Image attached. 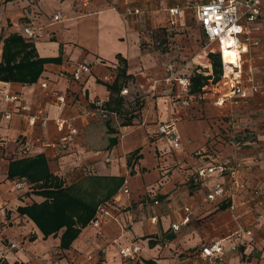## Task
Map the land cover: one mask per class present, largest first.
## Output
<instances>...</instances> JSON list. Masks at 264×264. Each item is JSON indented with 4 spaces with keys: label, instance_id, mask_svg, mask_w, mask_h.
Segmentation results:
<instances>
[{
    "label": "crops",
    "instance_id": "obj_1",
    "mask_svg": "<svg viewBox=\"0 0 264 264\" xmlns=\"http://www.w3.org/2000/svg\"><path fill=\"white\" fill-rule=\"evenodd\" d=\"M208 1L0 0V62L3 40L17 34L27 41V26L38 57L57 59L32 84L0 81V111L11 112L0 119V264H264V94L230 99L220 79L190 91L195 75L211 76L213 52L203 50L201 27H187L185 14ZM56 12L60 21L52 19ZM251 37L260 44L243 55L246 88L249 64L256 80L264 73V18ZM117 56L131 77L119 93L110 89ZM80 63L90 72L74 79ZM182 77L189 87L179 85ZM5 95H18L30 112H17L19 103ZM27 114L46 122L29 126ZM160 124L175 127L179 150L157 133ZM37 156L63 187L111 181L110 198L67 249L61 233L43 239L16 212L44 198L24 179L9 180V164ZM211 166L227 170L197 177ZM216 184L225 192L208 201ZM214 243L222 254L203 258L201 248ZM125 249L136 251L123 257Z\"/></svg>",
    "mask_w": 264,
    "mask_h": 264
},
{
    "label": "trees",
    "instance_id": "obj_2",
    "mask_svg": "<svg viewBox=\"0 0 264 264\" xmlns=\"http://www.w3.org/2000/svg\"><path fill=\"white\" fill-rule=\"evenodd\" d=\"M208 58L212 74L209 77L195 75L191 78V92L197 90L194 88L195 84L202 87L209 79L215 83L220 79L222 68L219 56L209 53ZM56 60L39 58L31 43L24 41L20 35L11 34L3 40L0 81L32 84L39 78L43 65ZM117 60L115 79L110 89L111 92L119 93L131 77L126 74V61L120 56H117ZM7 178L24 179L35 186V194L43 197L44 201L18 207L16 212L19 216L27 217L43 235V239L56 237L61 233L62 249L69 248L80 229L93 218L98 205L111 196V181L102 184L99 178L63 187L62 183L49 173L42 156L12 161L8 167ZM120 184L121 181L114 187L117 188Z\"/></svg>",
    "mask_w": 264,
    "mask_h": 264
},
{
    "label": "built area",
    "instance_id": "obj_3",
    "mask_svg": "<svg viewBox=\"0 0 264 264\" xmlns=\"http://www.w3.org/2000/svg\"><path fill=\"white\" fill-rule=\"evenodd\" d=\"M264 0H209L207 3L202 4L196 8L195 15L196 19L202 29V32L208 42L216 43L217 54L221 61L222 74L221 81L225 85L230 93L228 98L233 99L238 97L239 99H245L248 96L247 92L252 94H264V78L262 82L255 83L252 80V74L246 75V79L250 83L249 90H247L241 84L242 80V66H243V55L247 54L248 48L250 46H258V40L251 37L252 25L255 24L257 19L261 14L262 5ZM176 10H170L171 15L176 14ZM134 14H138V10L133 11ZM52 19L54 21H60L62 19V14L56 12L53 14ZM23 35L27 41L34 40L37 36L35 31L27 26L23 29ZM228 42H231L228 44ZM236 49L237 57L235 59L236 63L228 64L224 60V49L228 48ZM250 65V64H249ZM90 72V66L84 63L77 64L75 66V71L73 73V78L78 79L81 74H87ZM179 85L187 88L190 85L188 77H182L177 79ZM45 87V84H42ZM123 94L126 90L122 91ZM5 102H18L16 107L17 112H30V106L25 103L19 102L18 95H5ZM218 105L223 104V100L217 101ZM103 105V101L99 100L96 102L97 108ZM11 118V112L0 111V119L9 120ZM39 120L43 125L46 120L42 117L36 115L27 114V124L29 126H34L36 121ZM64 122L58 121L57 128L59 131L63 129ZM77 133V130L72 128L68 130V140L72 138ZM157 133L163 137L172 150H179L181 148L180 137L177 130L172 124H160L157 127ZM214 170H218L220 173H224L227 170L224 166H211L209 168L201 169L197 172V177L202 178L206 174H211ZM225 192L224 187L221 184H216L211 191L207 194L206 199L208 201H215L217 198L221 197ZM122 193L127 195L128 189L124 186ZM233 209V208H231ZM99 211L106 213L102 209ZM187 222V219H185ZM94 226L99 225V220L97 218L91 221ZM134 252L136 249H133ZM128 249L121 250L120 254L123 257H129L130 253L133 252ZM200 254L203 258L213 259L215 256L222 254V248L218 243H214L205 247H202ZM245 264H253L247 262Z\"/></svg>",
    "mask_w": 264,
    "mask_h": 264
},
{
    "label": "rangeland",
    "instance_id": "obj_4",
    "mask_svg": "<svg viewBox=\"0 0 264 264\" xmlns=\"http://www.w3.org/2000/svg\"><path fill=\"white\" fill-rule=\"evenodd\" d=\"M195 11H196V9H195ZM262 11V10H261ZM262 18H264V14H263V16H262V14H260V16H259V18H258V20L259 19H262ZM185 19H188V21H189V25H187V27H189V28H194V27H197L198 25H199V23H198V21H197V19H196V15H195V12H193V10H189L186 14H185ZM199 27V26H198ZM200 34H199V36H200V40H201V46H202V48H203V50H205V51H207V52H213L214 53V51L216 52V55H218L217 54V48H216V43L215 42H213V43H210V42H208V40L206 39V37L204 36V34H203V32H202V30H200V32H199ZM258 44H260V42H258ZM252 47H254V46H250L249 48H248V51L250 52V49L252 48ZM257 47V46H256ZM212 53V54H213ZM247 54H248V52H247ZM246 54V55H247ZM215 55V54H214ZM250 57V59H249V61H250V63L252 62V58L253 57H251V56H249ZM221 62V61H220ZM221 68H222V66H221ZM254 69H255V66H253V64H250L248 67H247V71H246V73H247V75H249V74H252V80L255 82V83H260V82H262V79L264 78V73H263V75L259 78L260 80L258 81V80H256L255 78H254V75H253V73H254ZM222 74V73H221ZM220 79H221V76H220ZM248 81V80H247ZM250 84V83H249ZM246 88V87H245ZM247 90H249V87L248 88H246ZM263 94V93H262Z\"/></svg>",
    "mask_w": 264,
    "mask_h": 264
},
{
    "label": "bare ground",
    "instance_id": "obj_5",
    "mask_svg": "<svg viewBox=\"0 0 264 264\" xmlns=\"http://www.w3.org/2000/svg\"><path fill=\"white\" fill-rule=\"evenodd\" d=\"M231 43V42H228V44ZM237 51L236 49H229L228 48H225L224 49V60H225V63H228V64H232V63H236L235 59L237 57Z\"/></svg>",
    "mask_w": 264,
    "mask_h": 264
}]
</instances>
